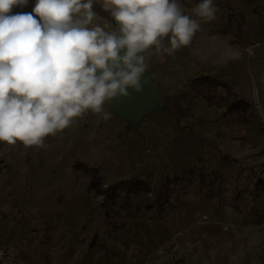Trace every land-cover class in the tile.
Returning a JSON list of instances; mask_svg holds the SVG:
<instances>
[{"label":"rangeland","instance_id":"obj_1","mask_svg":"<svg viewBox=\"0 0 264 264\" xmlns=\"http://www.w3.org/2000/svg\"><path fill=\"white\" fill-rule=\"evenodd\" d=\"M201 2L177 0L199 25L190 44L169 55L170 33L143 53L155 107L136 117L106 100L41 145L0 141V264H173L197 251L206 264H264V0H213L212 19L198 15ZM97 25L118 30L113 17L96 15ZM207 75L243 99L246 118L196 95L194 78ZM78 164L99 167L102 188L148 187L105 198Z\"/></svg>","mask_w":264,"mask_h":264},{"label":"clouds","instance_id":"obj_2","mask_svg":"<svg viewBox=\"0 0 264 264\" xmlns=\"http://www.w3.org/2000/svg\"><path fill=\"white\" fill-rule=\"evenodd\" d=\"M28 4L0 0V141L13 145H41L88 110L100 113L106 100L143 91V53L153 46L158 52L171 33L164 51L172 55L199 28L177 0H104L119 35L89 27L97 15L93 0H36L35 15L11 14ZM197 9L208 19L217 10L213 0ZM246 51L253 54L251 47ZM110 116L104 112L105 120Z\"/></svg>","mask_w":264,"mask_h":264},{"label":"trees","instance_id":"obj_3","mask_svg":"<svg viewBox=\"0 0 264 264\" xmlns=\"http://www.w3.org/2000/svg\"><path fill=\"white\" fill-rule=\"evenodd\" d=\"M86 2V0H85ZM93 10L96 12L97 15L103 16L105 18L112 19L110 10H105L102 7V3L99 2L98 0H93ZM203 81H211L212 85L217 86H223L226 90L225 95H219L216 96L212 94L211 92L204 90L202 86H200L201 82ZM192 88L196 90V95L199 96L201 95V99L203 100L204 98L207 99L210 105H220L222 107H225L227 109L226 114H229L231 117L237 118V119H244L246 118V110H244V101L242 98H239L237 93L231 89L229 84L220 82L218 80H212V76H198L194 78V81L192 83ZM196 95L187 99L185 101L184 105V114L185 115H192L195 113L196 105H197V100H196ZM232 161L238 162L237 159L233 158ZM79 167V175L81 177V180L85 181L88 180L93 186L98 187V177L100 175V168L95 167V166H88L85 164H78ZM247 168L245 167L244 170ZM251 170L255 169V166L250 167ZM264 171V169H263ZM259 182L262 184L264 187V177L259 176L258 177ZM127 190H136L140 189L142 187H148L147 183L144 180H138V181H133L132 179H125L121 180L120 182L117 183H112L108 185L107 188H102L99 186V191L105 196V198H108L112 195L114 190H116L119 187H124ZM109 218V217H108ZM110 223V222H109ZM122 223V220H115L114 224H120ZM97 234L95 235L94 239L91 242V245H95V239L97 238ZM174 264H189L185 258H176L174 260Z\"/></svg>","mask_w":264,"mask_h":264},{"label":"water","instance_id":"obj_4","mask_svg":"<svg viewBox=\"0 0 264 264\" xmlns=\"http://www.w3.org/2000/svg\"><path fill=\"white\" fill-rule=\"evenodd\" d=\"M116 32L118 35L120 34L118 30ZM124 51L125 50H121V55L124 54ZM137 55H141V53H138ZM144 75L146 77V73ZM146 79L148 82L144 85L143 91L135 92V91L130 90L131 96H125L121 99L114 98L115 107L121 112H123L124 114L136 115V117L141 116L148 110L155 107L159 100V97L156 93L155 87L151 84L150 80L148 78ZM145 94H150L149 97H155V102L153 105L152 104H148V105L142 104L143 99L146 100Z\"/></svg>","mask_w":264,"mask_h":264},{"label":"crops","instance_id":"obj_5","mask_svg":"<svg viewBox=\"0 0 264 264\" xmlns=\"http://www.w3.org/2000/svg\"><path fill=\"white\" fill-rule=\"evenodd\" d=\"M16 9V11H17V13H31V14H33V15H35L34 13H33V10H29L28 8H22V7H20V8H17V7H13V9H12V12H11V14H16V11H15V9ZM13 11H15V12H13ZM36 18H39V17H36ZM229 158H231V160L233 159L231 156H228V159ZM235 159H237V158H235ZM230 160V159H229ZM233 162H235V161H233ZM238 163V162H237ZM250 167H253V166H250ZM250 167H248V169L250 168ZM255 169H256V167H255ZM254 169V170H255ZM244 170V169H243ZM260 176H262V175H260ZM263 187V186H262ZM191 252H194V251H191ZM178 258H185V260L189 263V264H206V262H205V259H204V256L202 255V254H198V251H197V253L195 254V256L194 257H191V256H188V255H185V256H180V257H178ZM176 258H174V260H175ZM174 260H173V264H174ZM227 263V261L225 262V263H221V264H226Z\"/></svg>","mask_w":264,"mask_h":264},{"label":"bare ground","instance_id":"obj_6","mask_svg":"<svg viewBox=\"0 0 264 264\" xmlns=\"http://www.w3.org/2000/svg\"><path fill=\"white\" fill-rule=\"evenodd\" d=\"M118 28H119V25H118ZM145 96H146V100L143 99L142 104H144V105L152 104L153 105L155 102V97H149L150 94H145ZM140 108H141V106H140Z\"/></svg>","mask_w":264,"mask_h":264},{"label":"built area","instance_id":"obj_7","mask_svg":"<svg viewBox=\"0 0 264 264\" xmlns=\"http://www.w3.org/2000/svg\"><path fill=\"white\" fill-rule=\"evenodd\" d=\"M161 39H162V38H161ZM163 41H164V40L162 39V43H163ZM162 43H161V45H162Z\"/></svg>","mask_w":264,"mask_h":264}]
</instances>
